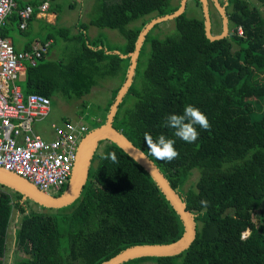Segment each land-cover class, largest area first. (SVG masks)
<instances>
[{
  "label": "trees",
  "instance_id": "1",
  "mask_svg": "<svg viewBox=\"0 0 264 264\" xmlns=\"http://www.w3.org/2000/svg\"><path fill=\"white\" fill-rule=\"evenodd\" d=\"M173 1L101 0L100 15L91 26L120 31L125 45L105 48L100 38L89 37L85 24L71 36L61 29L59 35L65 33L66 41L76 40L82 47L68 64H55L44 55L37 65L28 66L23 93L50 98L54 109L60 96L81 100L100 80L121 79L102 110V126L127 79L129 55L140 34L152 20L175 13L181 2ZM16 2L7 26L17 22L20 29L19 10L41 3ZM190 2L197 4L201 17L188 16L186 9L172 21L171 32L157 35L156 25L147 35L113 126L153 161L184 200L195 217L197 235L178 256L125 264H264V0H220L226 6L229 35L216 41L206 36L202 3ZM210 15L215 26L211 9ZM187 105L199 108L210 123L208 130L197 127L195 143L175 137L166 125L169 114H183ZM145 133L154 140L161 134L174 139L178 158L156 159ZM103 145L80 198L68 207L42 208L0 185V264H5L14 216L19 220L14 231L19 256L13 264H103L133 246L171 244L183 236L180 216L150 174L116 144ZM196 171L198 179L188 185ZM201 200L209 202L207 208Z\"/></svg>",
  "mask_w": 264,
  "mask_h": 264
},
{
  "label": "built area",
  "instance_id": "2",
  "mask_svg": "<svg viewBox=\"0 0 264 264\" xmlns=\"http://www.w3.org/2000/svg\"><path fill=\"white\" fill-rule=\"evenodd\" d=\"M16 9V0H0V168L55 196L69 184L79 146L90 128L85 123L62 121L52 125L51 140L35 131V123L50 116L52 101L41 94L25 95L16 82L28 66L37 65L48 54L52 41L36 42L30 50L18 51L2 36ZM49 9L50 3L44 2L19 10L20 29L28 28L35 12L42 15ZM238 34L243 36L242 28Z\"/></svg>",
  "mask_w": 264,
  "mask_h": 264
},
{
  "label": "water",
  "instance_id": "3",
  "mask_svg": "<svg viewBox=\"0 0 264 264\" xmlns=\"http://www.w3.org/2000/svg\"><path fill=\"white\" fill-rule=\"evenodd\" d=\"M191 0H182L180 8L173 14L160 17L152 20L142 31L136 49L129 56L131 58V65L128 71L127 79L120 89L117 98L112 105L110 112L107 116L106 122L88 133L84 140L81 142L78 151L77 162L75 164L73 174L67 189L61 196H52L40 191L28 180L0 168V185L17 192L23 196L24 200H30L38 206L46 209L58 210L72 205L77 201L88 181L90 168L94 156L98 153L101 144L104 142H111L120 147L128 156L136 161L147 173L153 178L163 195L171 204L184 226L183 236L176 242L164 245H142L133 246L128 248L113 257L103 264H125L132 260L148 258V257H173L178 256L190 248L196 239L197 226L194 215L187 210L186 203L171 187L168 180L161 173L158 167L151 161L148 156L132 144L120 131L116 130L113 126L114 119L120 104L123 102L124 97L129 92L136 73L138 58L143 46V43L150 33V31L161 23L173 21L182 16L186 9L188 2ZM203 6L205 17V30L206 36L211 41L221 40L229 35V19L225 10L219 0H212L218 10L220 11L223 19V34L221 36H214L212 34V19L210 15L209 0H199ZM126 57V56H125Z\"/></svg>",
  "mask_w": 264,
  "mask_h": 264
},
{
  "label": "rangeland",
  "instance_id": "4",
  "mask_svg": "<svg viewBox=\"0 0 264 264\" xmlns=\"http://www.w3.org/2000/svg\"><path fill=\"white\" fill-rule=\"evenodd\" d=\"M100 1L101 0H84L82 3L77 0L50 1L49 3L51 5V9L47 11L45 15H49L50 13L56 14L58 16V21L54 23L55 25L48 24L47 18H41L35 20L34 23L29 25L27 30L21 31L18 23L15 22L14 25H9L7 27L9 30L8 37L13 40L16 48H20L19 46L23 47L25 42H33L35 44L36 42L46 41L45 36L47 33L54 35L55 43L49 48L46 60L50 62L54 61L53 63L55 64H58L59 61H64L63 64H68L72 56H74L82 47L76 40L68 42L63 40L64 38L59 35V31L61 29H67L66 35H73V33L77 32L76 25L79 24H87V32L89 36L91 38L99 36V38L103 41L105 48L123 47L125 45V39L120 31L101 29L96 26L94 29L89 25L90 21L97 19L100 15ZM176 2L177 0H174L173 4L176 5ZM73 3L76 4L75 9H71L69 7ZM209 6L213 13L212 18L216 21V25L212 26L214 36H221L224 29L222 15L215 3H212V0H209ZM86 7H88L87 13L85 12ZM81 8H84V10H81ZM262 11L264 16V10L262 9ZM187 15L190 17H201V12L195 2H190L188 4ZM143 20L144 19H140L139 21L132 23L129 25V28L137 26L139 22H142ZM174 28V23L172 21H167L159 24V28L155 30V34L164 36L165 34L171 32ZM120 80L115 77H106L103 80H100L99 85L93 88L91 94L85 96L81 100L70 101L62 96L58 97L57 104H55V108L53 109L51 115L45 121L35 123V131L42 135L45 139L51 140L54 138L52 125L59 124L62 121V118L65 117L78 123L87 124L90 128L88 133L97 129L100 127V123H98V121L102 120L104 117L102 110L109 101L112 90L120 85ZM84 103L85 106L83 107ZM103 148L104 145L100 147L98 153H101ZM198 177L199 173L196 171L188 185L196 181ZM56 196H58V194ZM36 209L41 211L40 208ZM18 223L19 220H17L14 216L9 229V249L5 256V264H13L19 256L18 253L16 254L17 250L14 246V231L17 228ZM249 235L250 232H247L244 234V237L246 238ZM20 256L22 257V255ZM142 264L154 263L148 261L143 262Z\"/></svg>",
  "mask_w": 264,
  "mask_h": 264
},
{
  "label": "clouds",
  "instance_id": "5",
  "mask_svg": "<svg viewBox=\"0 0 264 264\" xmlns=\"http://www.w3.org/2000/svg\"><path fill=\"white\" fill-rule=\"evenodd\" d=\"M166 125L174 130L175 137L186 143H195L198 140L199 132L197 127L204 130L210 128L206 114L193 105L185 106L183 114H169L166 117ZM145 140L151 155L156 159L171 162L178 158L179 152L175 148L174 139L167 138L161 134L154 140L151 134L145 133ZM110 158L113 162H116L114 153L110 154ZM208 203L207 200H201V205L204 208H207Z\"/></svg>",
  "mask_w": 264,
  "mask_h": 264
},
{
  "label": "crops",
  "instance_id": "6",
  "mask_svg": "<svg viewBox=\"0 0 264 264\" xmlns=\"http://www.w3.org/2000/svg\"><path fill=\"white\" fill-rule=\"evenodd\" d=\"M26 3H31V2H38V3H44V2H50L51 0H24ZM78 2H80V3H82L84 0H77ZM71 9H75V7H76V4L75 3H73V4H71L70 6H69ZM82 7V6H81ZM50 9H51V5H50ZM49 9V10H50ZM81 10H84V8H81ZM87 11H88V7H86L85 8V12L87 13ZM41 18H47V21H48V24H53V25H55L54 23H56L57 21H58V16L56 15V14H54V13H50L49 15H45V14H36V17L31 21V23H30V25L32 24V23H34L35 22V20H37V19H41ZM86 26H88L87 24H85ZM89 25L91 26V21H90V23H89ZM77 27L78 26H80V24L79 25H76ZM8 27V26H7ZM74 27V26H73ZM76 27V28H77ZM92 28H94L95 29V26H93L92 25ZM99 28V27H98ZM27 30V29H26ZM79 31L77 30V32L76 33H78ZM65 33H62V35H64ZM75 34V33H74ZM62 35H60L61 37H62ZM89 35V34H88ZM48 37H52L53 39H50V40H48V41H52V45L55 43V36L54 35H52V34H50V33H47L46 34V36H45V40H47L48 39ZM90 37V36H89ZM63 38V37H62ZM91 38V37H90ZM7 39H9V40H11L9 37L7 38ZM92 40H95V39H99V36L98 37H96V38H91ZM63 40H65V39H63ZM12 41V43L14 44V42H13V40H11ZM66 41V40H65ZM33 43V42H32ZM28 44H30V43H26L25 42V44H24V46L22 47V46H19L20 48H16L18 51H24L25 49H26V47H27V45ZM34 44V43H33ZM15 46V45H14ZM26 72H27V68H26V70H25V72L23 73V74H21V76H20V78L17 80V82H16V84L18 85V86H20L21 87V89H22V83L24 82V80H25V78H26ZM97 87V86H96ZM23 91V90H22ZM25 94V93H24ZM55 108V107H54ZM52 111H53V109H52ZM52 113V112H51ZM51 115V114H50ZM66 118V117H65ZM63 119V118H62ZM63 121V120H62ZM61 121V122H62Z\"/></svg>",
  "mask_w": 264,
  "mask_h": 264
},
{
  "label": "flooded vegetation",
  "instance_id": "7",
  "mask_svg": "<svg viewBox=\"0 0 264 264\" xmlns=\"http://www.w3.org/2000/svg\"><path fill=\"white\" fill-rule=\"evenodd\" d=\"M86 135H87V134H86ZM86 135H85V136H86Z\"/></svg>",
  "mask_w": 264,
  "mask_h": 264
}]
</instances>
